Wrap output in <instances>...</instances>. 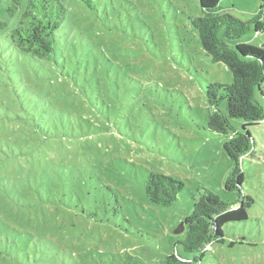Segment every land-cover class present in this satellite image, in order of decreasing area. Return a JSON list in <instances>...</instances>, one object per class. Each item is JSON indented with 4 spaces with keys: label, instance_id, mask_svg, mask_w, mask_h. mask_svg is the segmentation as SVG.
<instances>
[{
    "label": "rangeland",
    "instance_id": "rangeland-1",
    "mask_svg": "<svg viewBox=\"0 0 264 264\" xmlns=\"http://www.w3.org/2000/svg\"><path fill=\"white\" fill-rule=\"evenodd\" d=\"M61 1L60 44L40 60L14 48L22 10L13 16L12 0H0V264H162L183 251L186 231H175L201 187L237 200L204 89L232 74L203 55L188 22L202 14L199 0ZM222 6L253 22L238 42L264 47V15L255 23L264 0ZM258 155L245 166L256 200L248 221L227 224L200 264H264ZM148 171L184 182L176 203L149 200Z\"/></svg>",
    "mask_w": 264,
    "mask_h": 264
},
{
    "label": "trees",
    "instance_id": "trees-1",
    "mask_svg": "<svg viewBox=\"0 0 264 264\" xmlns=\"http://www.w3.org/2000/svg\"><path fill=\"white\" fill-rule=\"evenodd\" d=\"M199 4L202 14L188 17V22L198 33L203 55L212 63L225 65L232 74L230 83L207 82L204 89L214 108L208 128L227 136L223 148L232 162V170L224 187L235 193L237 200L226 201L201 187L193 197L191 214L182 221L186 231L181 242L183 251L176 248L164 257L162 264H200L207 247L223 241L227 224L248 221L249 210L256 200L246 193L245 166L260 159L259 152L264 153L261 146L264 138L255 136L256 127L264 125V47L238 42L253 22L231 15L222 6V0H199ZM20 10L19 22L11 32L14 48L26 56L49 60L60 44L58 33L67 8L61 0H12L10 14L14 16ZM261 15L264 8L255 23ZM6 25L0 22V29ZM144 188L153 204L169 207L177 202L185 184L168 174L148 171ZM47 261L58 264L55 257L46 256L35 262L49 264Z\"/></svg>",
    "mask_w": 264,
    "mask_h": 264
},
{
    "label": "water",
    "instance_id": "water-1",
    "mask_svg": "<svg viewBox=\"0 0 264 264\" xmlns=\"http://www.w3.org/2000/svg\"><path fill=\"white\" fill-rule=\"evenodd\" d=\"M184 229H185V225L182 223L180 228H178L175 232L179 233V232H182Z\"/></svg>",
    "mask_w": 264,
    "mask_h": 264
}]
</instances>
